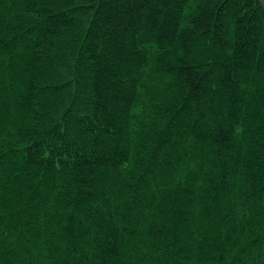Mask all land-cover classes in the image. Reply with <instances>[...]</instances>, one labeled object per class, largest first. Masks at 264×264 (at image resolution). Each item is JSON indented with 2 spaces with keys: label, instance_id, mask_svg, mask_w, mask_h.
Masks as SVG:
<instances>
[{
  "label": "trees",
  "instance_id": "1",
  "mask_svg": "<svg viewBox=\"0 0 264 264\" xmlns=\"http://www.w3.org/2000/svg\"><path fill=\"white\" fill-rule=\"evenodd\" d=\"M0 264H264V0H0Z\"/></svg>",
  "mask_w": 264,
  "mask_h": 264
}]
</instances>
